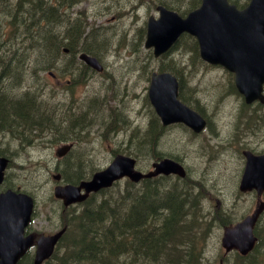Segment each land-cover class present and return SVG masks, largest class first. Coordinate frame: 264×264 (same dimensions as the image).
<instances>
[{
	"label": "trees",
	"instance_id": "16d2710c",
	"mask_svg": "<svg viewBox=\"0 0 264 264\" xmlns=\"http://www.w3.org/2000/svg\"><path fill=\"white\" fill-rule=\"evenodd\" d=\"M81 1L0 0V19L4 22H0V51H8L4 56L0 54V82L4 83L0 84V130L17 137L33 129L39 130L38 134L47 130L54 141L58 140L59 123L53 109L47 108L43 101L40 94L43 88L37 77L38 72L57 66L63 47L72 53L84 51L95 56L103 51L97 30L86 31L88 24L81 14L70 16L67 11ZM230 1L237 5L240 2ZM157 2L184 15L196 8L200 0ZM17 38L21 47L12 51L9 40ZM180 44L191 54V67H194V63L199 62L196 41L184 35L173 48ZM26 66L33 75L29 84L24 79ZM176 66L177 62L169 59L161 70L177 74ZM182 86L180 80V99L198 109L196 100L191 97L193 90L184 95ZM100 104H92L95 114ZM148 108L143 130L131 135L134 150L124 153L154 160L162 157L157 144L164 128L151 107ZM111 112L109 124L115 126L119 115L114 109ZM84 117L73 118L72 127L82 126ZM3 154L0 149V155ZM79 164L72 162L70 168L61 170L64 182L77 183L95 170L86 172ZM167 180L162 177L145 179L139 185L128 180L116 182L111 189L93 194L79 210H66L61 217L67 226L66 234L51 261L45 264H203V245L211 223L199 218V195L192 194L191 185L181 187L177 181L169 184ZM185 182L190 181L186 179ZM220 219L222 225L231 222ZM254 233L257 236L254 250L247 256L234 252L224 259L225 264H264V217ZM231 257L233 261H229ZM18 264H32V256L27 253Z\"/></svg>",
	"mask_w": 264,
	"mask_h": 264
},
{
	"label": "rangeland",
	"instance_id": "374dc122",
	"mask_svg": "<svg viewBox=\"0 0 264 264\" xmlns=\"http://www.w3.org/2000/svg\"><path fill=\"white\" fill-rule=\"evenodd\" d=\"M156 3L157 0H84L81 5L75 7V10L85 11L87 16L83 18L84 22L99 27L98 32L108 41L107 50L99 54L105 71L102 75L92 74L77 84L72 83L70 75L63 77H71L68 84H65L66 79L61 78L60 82L57 78V82L47 73L40 77V83L42 84V79L45 83L43 101L47 108L53 109L57 122L67 118L68 124L73 116H78H67L69 109H64L65 104L60 102L61 98L74 113L85 110L89 107L87 104L95 99H102L96 114L91 110L93 124L75 133L81 137L89 130L88 145L83 146L82 151L80 146L74 148L78 155L75 160L58 162L54 150L65 141L57 143L54 136H46L41 142H35L39 146L18 151L15 138L0 135V148L5 146V142H9L11 157L17 154L13 159L14 164L20 163L21 160L25 162L23 171L16 166L10 168L8 178L9 182L25 189L35 198L29 232L48 234L58 227L60 206L52 195V174L70 168L74 161L80 162L86 172L90 169H101L109 164L113 151L134 150L131 135L134 131L143 130L147 122L149 108L145 99L149 75L152 70L158 69L159 63L158 59L152 57L151 50L145 49L143 45L145 22L150 15H155ZM0 22L4 23L1 19ZM2 28L3 26L1 32ZM7 52L3 49L0 54L4 56ZM190 56L180 44L163 58V61L166 63L170 58H174L181 66L190 67ZM190 69L193 74H189L187 70L182 72L185 84L194 87L193 98L209 117L210 127L200 134H193L184 126H169L162 133L157 150L165 156L177 157L187 169L188 178L199 182L193 192H199L200 195L198 204L203 215L202 221L208 220L211 223L203 245V264H212L218 261L223 253L220 247V218H228L232 223L241 219L253 210L255 195L241 194L237 188L243 168V157L240 154L239 140L236 139L232 110L238 100L232 96L221 97L228 85L229 76L222 69L207 67L201 62H195L194 67ZM73 70L81 71V68L73 67ZM32 76L26 66V83L29 84ZM113 109L119 111L126 122H119L122 127H118L115 132H103V123L110 120ZM58 131L63 133L69 130L62 127ZM263 131L250 135L243 145L260 149L259 138ZM150 162L146 156L140 155L138 169L148 170ZM173 181L175 180L171 179L168 183ZM179 185L184 187L185 183L179 181ZM229 261H233V258Z\"/></svg>",
	"mask_w": 264,
	"mask_h": 264
},
{
	"label": "water",
	"instance_id": "95a60500",
	"mask_svg": "<svg viewBox=\"0 0 264 264\" xmlns=\"http://www.w3.org/2000/svg\"><path fill=\"white\" fill-rule=\"evenodd\" d=\"M156 10L159 16L148 18L144 42L146 48L153 49L154 57L165 53L182 33H188L196 38L203 61L222 66L234 74L235 86L246 102L264 100L261 94L264 84V0H250L242 9L228 0H201L199 7L185 17L162 5L157 6ZM80 58L95 70H102L96 58L85 54ZM147 93L162 126L182 123L195 133L205 128L206 121L201 115L178 99V82L171 73L153 72ZM70 147L65 145L58 148L56 154L62 156ZM244 154L246 163L238 188L241 192L254 190L257 202L251 214L224 228L220 241L224 255L232 250L247 255L254 248L256 237L253 229L264 210V201L259 199L264 191V155ZM7 161L0 157V183ZM152 168L142 173L135 169L134 158L116 155L109 166L95 172L89 180L81 181L78 185H57L54 196L68 206L84 201L90 193L108 188L124 177L137 183L159 174H174L181 178L186 175L184 168L169 158L153 162ZM53 178L59 180L60 176L54 175ZM32 208L33 200L27 194L9 189L0 194V264H17L34 242L33 264H42L52 255L65 228L51 235H41L35 241L33 234L24 235ZM215 264H223L222 259Z\"/></svg>",
	"mask_w": 264,
	"mask_h": 264
},
{
	"label": "flooded vegetation",
	"instance_id": "af4514ba",
	"mask_svg": "<svg viewBox=\"0 0 264 264\" xmlns=\"http://www.w3.org/2000/svg\"><path fill=\"white\" fill-rule=\"evenodd\" d=\"M249 1V0H248ZM65 58L70 56H76L72 53H63ZM73 64L77 63V61L74 59V61H71ZM69 63V61L67 62ZM65 64V62L62 60L58 63V67L60 71L62 70V66ZM75 71V70H74ZM224 71V70H223ZM229 76V82L226 87V90L224 88L222 93V98L227 96H232L237 98V102L233 107L232 110V119L234 118V130L237 132L236 139L239 140V147H240V154L244 150H251L253 153L261 154L264 153V147H262L263 137H264V131L263 134L259 138V145L260 149L258 148H251L248 145H243V143L247 142L248 137L252 134H254L256 131L264 130V102L254 101L250 104L245 103L243 97L239 95L236 92V89L234 87V80L232 74L224 71ZM75 74V73H73ZM61 77H59V80ZM63 79H66L65 84H68V82L71 81V77H65ZM57 80V79H56ZM57 80V82H59ZM61 82V80H60ZM64 84V85H65ZM262 91L264 94V84L262 86ZM228 94V95H224ZM61 103L66 105V101L61 98ZM71 110V109H70ZM73 110V109H72ZM63 115V113H62Z\"/></svg>",
	"mask_w": 264,
	"mask_h": 264
},
{
	"label": "bare ground",
	"instance_id": "6f19581e",
	"mask_svg": "<svg viewBox=\"0 0 264 264\" xmlns=\"http://www.w3.org/2000/svg\"><path fill=\"white\" fill-rule=\"evenodd\" d=\"M50 1V0H49ZM86 27V26H85ZM7 69V68H6ZM15 106V105H14ZM192 199V198H191Z\"/></svg>",
	"mask_w": 264,
	"mask_h": 264
}]
</instances>
